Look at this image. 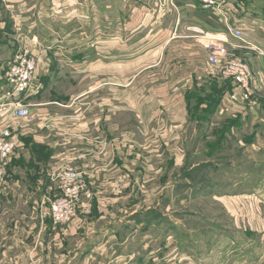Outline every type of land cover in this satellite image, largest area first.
Segmentation results:
<instances>
[{
	"label": "crops",
	"instance_id": "1",
	"mask_svg": "<svg viewBox=\"0 0 264 264\" xmlns=\"http://www.w3.org/2000/svg\"><path fill=\"white\" fill-rule=\"evenodd\" d=\"M228 5L245 44L196 0H175V9L123 0L120 31L112 20L107 35L86 42L82 34L84 49L70 41L49 54L41 45L34 85L42 89L25 100L31 117L13 119L0 109V126L10 120L18 137L0 186V264H164L171 245L173 264H264V0ZM3 25L1 18L0 41ZM210 38L225 39L230 58L250 62L249 102L209 64ZM1 47L0 105L11 63L2 62ZM214 122L219 139L197 161L199 151L185 146L201 131L216 134ZM60 168L81 173L89 193L67 226L48 215L61 195L54 181ZM208 201H236L238 211L227 207L226 221L213 225L210 214L190 210L189 219L204 225L164 238L160 224L174 219L179 228L184 202ZM152 224L162 235L156 256Z\"/></svg>",
	"mask_w": 264,
	"mask_h": 264
},
{
	"label": "rangeland",
	"instance_id": "2",
	"mask_svg": "<svg viewBox=\"0 0 264 264\" xmlns=\"http://www.w3.org/2000/svg\"><path fill=\"white\" fill-rule=\"evenodd\" d=\"M16 1L20 4H16ZM1 18L4 19L5 26L3 25L4 30L2 31L0 44H2L1 48L5 59L2 62H6V66L20 52L25 50L38 55V52H40V49L43 50V47L50 54L61 50V46L63 44L66 46L67 42L70 44V41L75 42V45H79V48L84 49L86 46H81L83 33L88 36L89 39L86 41L88 42L96 34L107 35L109 21H117V30L120 31L123 29L120 24L127 19L123 0H0V20ZM15 18L20 20L15 21ZM79 28L82 29L75 31ZM64 50L62 49V51ZM91 51L92 48L85 50L86 55L89 56L88 58L92 57ZM51 58L52 62L58 63L55 57L51 56ZM51 58L48 57L47 59L50 60ZM89 62H91V59L87 61V63ZM195 115L196 113H192V117H195ZM210 125H213L214 129H216V134L213 132L204 134L200 130L201 132L195 138L190 136L185 146V150L189 153H194L196 150L199 151L197 161L203 159L202 157L206 150H210L212 141L216 139L215 142H217L219 139L221 125L215 122ZM190 134L192 135L193 133L190 132ZM222 203L208 201L186 206V202H184L183 206L185 207L178 214L182 217V224L179 228L175 225L176 220L174 219L165 221L163 225L160 224V228H164V238H170L169 241L172 242L175 237L180 236L181 229L188 228L189 225H204L201 224L204 223V220L199 223V218L189 219L188 211L190 210L197 211L196 214H199V212H203V215L210 214L211 218L209 221L213 225L223 224L226 220H222L223 214L221 212L228 207L231 214H236L239 202L231 203L229 201L228 203ZM175 207L179 210L181 205L180 207L175 205ZM251 207L254 206L252 205ZM234 222L235 218H231L228 223L230 226H235ZM246 225H248V222ZM149 228L151 231H149L148 237L153 244L151 255L156 256L158 253H163L161 252L162 235L160 231L159 235H157L155 225L152 224ZM262 242L260 244V255L263 257L264 247ZM172 248L173 245L167 249L165 248L164 264H173L172 258L176 256L177 252L172 253ZM185 254L187 256L188 253Z\"/></svg>",
	"mask_w": 264,
	"mask_h": 264
},
{
	"label": "built area",
	"instance_id": "3",
	"mask_svg": "<svg viewBox=\"0 0 264 264\" xmlns=\"http://www.w3.org/2000/svg\"><path fill=\"white\" fill-rule=\"evenodd\" d=\"M205 11L221 17L224 31L234 40L244 41L243 30L231 22L232 9L228 0H196ZM155 8L171 6L175 9V0H148ZM228 43L223 38H210L206 48L209 52L208 62L218 66L224 79L229 80L239 90L241 103L249 102L254 94L253 73L247 58H230ZM38 73V56L29 50L20 52L8 65L5 80L9 88L7 102L0 105L10 118H30V105L25 102L28 97L39 93L42 87L36 88L34 82ZM18 148V137L13 122L10 120L0 126V186L7 178V163ZM54 181L60 190V197L50 205L48 215L54 225L67 226L74 218L82 198L88 197L86 182L81 173L73 169L60 168L54 173Z\"/></svg>",
	"mask_w": 264,
	"mask_h": 264
},
{
	"label": "trees",
	"instance_id": "4",
	"mask_svg": "<svg viewBox=\"0 0 264 264\" xmlns=\"http://www.w3.org/2000/svg\"><path fill=\"white\" fill-rule=\"evenodd\" d=\"M217 100L218 99L214 98L212 100V105L210 107H207L206 113H207L208 116L212 115V111H214V109H215V106L214 105L217 102Z\"/></svg>",
	"mask_w": 264,
	"mask_h": 264
}]
</instances>
